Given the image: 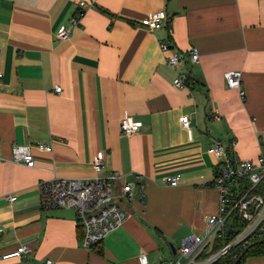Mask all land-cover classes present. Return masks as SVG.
<instances>
[{
  "label": "crops",
  "instance_id": "0c3cea01",
  "mask_svg": "<svg viewBox=\"0 0 264 264\" xmlns=\"http://www.w3.org/2000/svg\"><path fill=\"white\" fill-rule=\"evenodd\" d=\"M83 3L80 24L59 39ZM156 11L166 25L150 30L142 19ZM192 47L198 63L168 65L173 49ZM0 71V264L172 260L171 245L205 237L218 210L213 141L234 139L242 159L264 151V0H0ZM228 71L241 72V88L228 85ZM178 74L188 87L174 85ZM124 118L142 126L123 135ZM15 143L53 149L34 148L28 167L12 160ZM99 151L104 173L120 175L116 191L139 173L145 197L123 202L126 221L86 248L76 211L43 207L39 183L95 175ZM166 175L179 184H164ZM21 245L31 257H3ZM241 264H264V255Z\"/></svg>",
  "mask_w": 264,
  "mask_h": 264
},
{
  "label": "built area",
  "instance_id": "2783aa9c",
  "mask_svg": "<svg viewBox=\"0 0 264 264\" xmlns=\"http://www.w3.org/2000/svg\"><path fill=\"white\" fill-rule=\"evenodd\" d=\"M89 7L87 3H83L79 15L73 16L68 25L62 26L57 32V37L62 40L70 38ZM142 24L150 30L163 27L166 25L165 16L161 11L153 12L142 19ZM159 46L163 52L172 50L170 44L164 41H159ZM187 57L191 62L198 63L200 60L198 48L192 47L188 51L173 49L167 63L171 68H176ZM2 78L3 73L0 71V83ZM225 78L230 87L241 88L240 71H228L225 73ZM174 85L180 88L188 87L180 74L174 79ZM60 90L61 87L57 86L56 91ZM181 122L191 136L190 116H183ZM141 126L140 121L124 118L120 123V131L121 134L130 136ZM235 143L234 139L227 143L214 140L209 148V152L218 158L211 183L219 192V206L217 212L208 218V234L205 237L193 234L183 238L180 247L176 249L178 257L172 260L151 262L146 255H141L139 264H214L220 257L231 253L234 249L240 247L243 249L252 241L264 240V151L257 160L242 159L234 153ZM34 148L52 151L53 145L15 143L12 146V160L34 167L36 165ZM104 163L105 153L99 151L93 161L95 175L56 178L39 183L40 201L43 207L72 208L76 211L83 229L81 243L86 248L101 243L109 233L126 221L127 210L124 203L118 199L128 201L136 193L141 199L145 197L144 187L139 182L143 175L133 174L132 179L124 183L121 192L118 193L115 183L120 175L105 174ZM162 182L177 186L179 177L166 175L162 177ZM9 199L13 200V197ZM222 235L228 238V241L218 252L210 253L216 238ZM32 254L31 247L21 245L14 252L3 257L27 258ZM232 257L236 259L235 254ZM43 264H56V262L48 258Z\"/></svg>",
  "mask_w": 264,
  "mask_h": 264
},
{
  "label": "trees",
  "instance_id": "16d2710c",
  "mask_svg": "<svg viewBox=\"0 0 264 264\" xmlns=\"http://www.w3.org/2000/svg\"><path fill=\"white\" fill-rule=\"evenodd\" d=\"M82 228V227H81ZM82 236H83V229H82ZM228 241V238L225 236L217 237L213 247L210 250V253L218 252L223 245ZM235 254L236 259L232 256ZM207 255V254H204ZM254 255H264V240H256L252 241L246 248H238L234 249L231 253H227L220 257L218 261L214 264H234L239 257L242 256L240 264L245 261L248 256Z\"/></svg>",
  "mask_w": 264,
  "mask_h": 264
},
{
  "label": "water",
  "instance_id": "95a60500",
  "mask_svg": "<svg viewBox=\"0 0 264 264\" xmlns=\"http://www.w3.org/2000/svg\"><path fill=\"white\" fill-rule=\"evenodd\" d=\"M171 247H172V249L174 250V253H176V248H175V246H174V245H171ZM241 258H242V256L239 257V258L237 259L236 264H240Z\"/></svg>",
  "mask_w": 264,
  "mask_h": 264
},
{
  "label": "rangeland",
  "instance_id": "374dc122",
  "mask_svg": "<svg viewBox=\"0 0 264 264\" xmlns=\"http://www.w3.org/2000/svg\"><path fill=\"white\" fill-rule=\"evenodd\" d=\"M121 200V201H120ZM118 201H120V202H124L125 203V200H122L121 198L120 199H118ZM175 245V244H174ZM175 246H177V245H175ZM179 247H180V245H179ZM178 248V247H177ZM178 257V256H177ZM184 261V260H183Z\"/></svg>",
  "mask_w": 264,
  "mask_h": 264
}]
</instances>
